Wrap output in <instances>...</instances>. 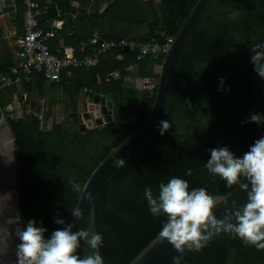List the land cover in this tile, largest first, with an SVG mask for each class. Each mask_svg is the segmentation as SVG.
<instances>
[{"label": "trees", "instance_id": "obj_1", "mask_svg": "<svg viewBox=\"0 0 264 264\" xmlns=\"http://www.w3.org/2000/svg\"><path fill=\"white\" fill-rule=\"evenodd\" d=\"M17 1H21L24 15V0ZM45 1L36 0L40 8ZM49 1L54 4L48 9L49 19H57L56 8L62 9L57 36L50 42L51 52L61 56L73 48L77 56H83L93 50L79 53L80 44L96 31L107 41L141 43L153 39L163 44L167 37H175L198 0H113L104 11L94 7L104 0ZM91 9L92 13L88 11ZM20 22L23 33V19ZM2 41L0 30V44ZM257 43H264V0L213 2L180 54L164 120L169 122V129L164 135L158 131L117 171L97 199L96 230L103 236L100 252L105 264H130L158 236L165 217L149 212L146 187L156 195L159 184L175 176L187 180L190 190L205 187L214 196H226L236 188L227 187L218 177L213 180L204 164L210 149L227 146L242 156L257 140L256 123H241L256 114L250 57ZM143 62L136 63L132 54L115 49L103 55L97 67L63 72L58 83H50V89L57 91L59 86L68 93L73 105V95L80 93L81 87L91 99L100 95L112 100L114 122L86 133L78 131L77 116L42 130L35 113L23 110L22 118L17 119L14 111H6L17 93L43 98L48 82L41 76L0 89V118H7L16 142L21 224L34 220L48 229V237L63 227L54 223V218L71 223L70 211L80 193L71 189L69 180L78 182L82 189L111 149L135 133L151 111L155 90L129 89L125 82L130 64L137 65L143 76L157 78L141 67ZM15 65L11 59L0 58V75ZM113 72L121 79L107 83L105 78ZM220 77L228 91L217 90ZM125 103L134 105V112L130 111L133 119L126 122L123 116L128 119L131 115L123 109ZM189 168L192 175L186 176ZM180 264H264V250L246 247L239 239L220 233L199 252L187 253Z\"/></svg>", "mask_w": 264, "mask_h": 264}, {"label": "clouds", "instance_id": "obj_2", "mask_svg": "<svg viewBox=\"0 0 264 264\" xmlns=\"http://www.w3.org/2000/svg\"><path fill=\"white\" fill-rule=\"evenodd\" d=\"M264 43H257L251 50V63L253 70L264 78ZM218 91H228L224 87V78L220 77ZM264 123V115L251 114L241 123ZM168 121L162 120L158 126L161 135L169 129ZM14 151V150H13ZM6 157V162L14 160ZM124 161L116 159L114 164L118 167ZM209 176L214 180L217 177L223 180L227 187H238L246 192V203L238 205L235 200L220 198L210 194L205 187L189 189L187 180L172 177L166 183L158 186V194L154 195L151 188L144 189V198L149 212L154 217H165L158 232V238L166 241L178 252L185 249L199 252L206 247L213 236L220 233L231 235L239 239L246 247H253L257 251L264 250V137L254 141L248 151L242 156H236L227 146L210 149V158L204 164ZM192 175V169L185 172ZM247 181L244 183L243 181ZM71 189L82 193L81 186L74 180H69ZM86 201L92 200L89 192L83 197ZM4 202L3 211H8L11 194L0 196ZM221 202L225 205L224 218L218 219L214 209ZM75 220L82 218L81 210L76 207L71 210ZM2 214V212H0ZM59 215V214H58ZM21 215L9 216L4 220L8 227L0 226V237L11 239L15 237L16 254L20 264H105L100 249L103 247L101 233L90 232L85 228L73 232L74 223L65 224L62 218H54V223L63 225L62 228L51 232L45 237L48 229L38 225L34 220L21 224ZM15 225V229L9 226ZM81 241L87 245L90 254L80 258L77 249ZM6 239L3 243L6 244ZM173 264H179L177 257L172 258Z\"/></svg>", "mask_w": 264, "mask_h": 264}, {"label": "water", "instance_id": "obj_3", "mask_svg": "<svg viewBox=\"0 0 264 264\" xmlns=\"http://www.w3.org/2000/svg\"><path fill=\"white\" fill-rule=\"evenodd\" d=\"M214 1L198 0L183 20L174 37L173 44L163 56L162 60L147 68L148 75L157 77L155 79L156 89L151 111L145 123L135 133L112 148L109 154L98 164L86 180L75 206V208L78 207L81 210L82 218L75 220L72 216L71 223H74L73 232L81 228H85L90 232L94 230L97 232L95 206L102 190L111 181L117 171L143 150L158 133V126L162 120H165L169 108L180 54L188 38L202 22ZM112 2L113 0H104L103 11ZM101 6V2L94 4L96 9ZM2 17H6L9 21H15L17 19L18 15L15 11L13 0H0V19ZM261 51L264 52V49ZM254 104L255 113L264 115V78H261L256 71H254ZM11 107L7 108L6 111L8 113L14 111L17 119L22 118L23 112L19 106L13 103ZM85 108L84 113L78 115L77 129L80 133L102 128L114 122V107L110 98L94 95L91 102ZM42 130L46 129L42 128ZM261 137H264V123H261L260 126L257 125V139ZM12 151L14 160L6 162L5 156L10 158ZM0 153L5 155H0V196H3L5 193L11 194V200L8 202L10 209L8 211H3L4 202L0 199V212H2L0 214V226L7 228L8 226L4 224V220L9 216H16L17 213L21 215V213L16 142L6 117L0 118ZM117 158L124 161L118 167L114 164ZM243 182L247 183L246 180ZM89 192L92 193V200L90 202L83 198ZM217 197L222 199L227 198L229 205L231 201L235 200L238 205L242 206L246 203L247 194L237 187L228 195ZM224 212L225 205L221 202L214 209V213L218 219H223ZM9 227L14 230L16 226L12 225ZM5 239L7 241L6 244L3 243ZM18 242L15 237L11 239L0 237V264H20L16 254V244ZM189 252L190 250L185 249L184 252L178 253L172 245L160 240L157 236L130 264H173L172 258L174 256L179 259L180 264ZM76 254L80 258H84L85 255L90 254V250L83 241H81V247L77 249Z\"/></svg>", "mask_w": 264, "mask_h": 264}, {"label": "built area", "instance_id": "obj_4", "mask_svg": "<svg viewBox=\"0 0 264 264\" xmlns=\"http://www.w3.org/2000/svg\"><path fill=\"white\" fill-rule=\"evenodd\" d=\"M23 4L25 7L23 33L15 44L21 54V59L7 74L0 75V89L21 85L23 82L28 83L34 75L41 76L48 83H58L63 72H69L72 69H93L98 66L103 55L115 49L132 54L136 63L147 61L150 58L156 60L163 57L174 42V37H167L163 44L153 39L141 43L126 39L107 41L96 31L86 43H81L79 46V53L84 54L87 48H91L92 54L77 56L75 50L69 48L63 55L58 56L51 52L50 42L57 36V26L62 17V9L56 8L57 19H49L48 26L43 28L40 26L39 18L47 15L49 7L54 5L53 2L45 1L42 8L38 6L36 0H24ZM136 68L137 65L130 64L126 72L130 75ZM120 79V74L113 72L105 78V81L109 83ZM125 82H127V77ZM142 82V90L153 92L156 89L155 79L145 77L142 78Z\"/></svg>", "mask_w": 264, "mask_h": 264}, {"label": "rangeland", "instance_id": "obj_5", "mask_svg": "<svg viewBox=\"0 0 264 264\" xmlns=\"http://www.w3.org/2000/svg\"><path fill=\"white\" fill-rule=\"evenodd\" d=\"M101 3L102 6L98 9L103 11L104 1ZM17 5L19 8L18 10L20 13V19H23L24 9L21 7V1H17ZM88 11L92 13V9ZM19 33H21V30ZM17 40L18 38L14 37L11 42L15 43ZM11 47L12 46H8L7 49H11ZM12 50H16L15 46L12 47ZM148 61L150 64H152V62H155V58H150ZM147 64L148 62H143L141 67L146 70ZM46 87V94L43 98H40L37 95H22L21 93L15 94L13 98V103H16L22 112L23 110H26L30 113L37 114L40 117L42 128L46 130H50L54 123L60 124L67 120L74 119L72 116H77L75 119L78 120V115L84 113L86 105L91 102V98L88 96L87 89L84 87L80 88V93L73 95L75 100L74 103L76 105L72 104L68 93L62 90L61 87L58 86L56 89L57 91L50 89V87H52L50 86V83L46 84ZM11 106H8V108ZM123 109H125L127 114H129L130 111L133 113L134 105L125 103ZM131 113L130 118L133 119ZM126 116L127 115H124L123 118L127 119ZM119 117L120 116H117V119H119Z\"/></svg>", "mask_w": 264, "mask_h": 264}, {"label": "crops", "instance_id": "obj_6", "mask_svg": "<svg viewBox=\"0 0 264 264\" xmlns=\"http://www.w3.org/2000/svg\"><path fill=\"white\" fill-rule=\"evenodd\" d=\"M47 1V0H46ZM14 2V6H15V11L17 13V15L19 16V19L17 17V19L15 21H9L6 17H2L0 19V30L2 32V44H0V58L2 60H8L11 59L13 62H15L17 64V62L21 59V54L20 52L16 49V50H12V47L15 46V43H12L11 40L14 37L19 38L22 33H19V31L21 29V22H20V14H19V8L18 5L16 4V0H13ZM23 8V6H21ZM79 9V8H78ZM24 19V16H23ZM39 23L41 25V27L46 28L49 24V18L44 15L41 16L39 18ZM8 46H12L11 49H7ZM60 46L62 47V42L60 43ZM16 48V47H15ZM10 57V58H8ZM157 62H152V64L148 63L147 64V68L149 66L155 65ZM146 76H143L141 74V70L137 67L135 69V71L127 76V82H126V86L129 89H135L137 91H144L142 90V78H145ZM76 105V104H75ZM115 111L113 110V117L115 119ZM131 118L128 117V119H124V122L126 121H130Z\"/></svg>", "mask_w": 264, "mask_h": 264}]
</instances>
